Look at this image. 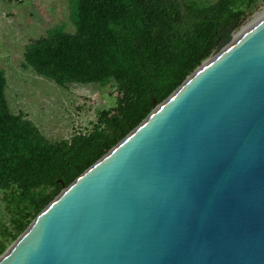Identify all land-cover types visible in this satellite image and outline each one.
Listing matches in <instances>:
<instances>
[{"label": "water", "instance_id": "water-1", "mask_svg": "<svg viewBox=\"0 0 264 264\" xmlns=\"http://www.w3.org/2000/svg\"><path fill=\"white\" fill-rule=\"evenodd\" d=\"M234 27L0 264H264V15Z\"/></svg>", "mask_w": 264, "mask_h": 264}, {"label": "trees", "instance_id": "trees-1", "mask_svg": "<svg viewBox=\"0 0 264 264\" xmlns=\"http://www.w3.org/2000/svg\"><path fill=\"white\" fill-rule=\"evenodd\" d=\"M255 0H70L60 26L24 46L22 65L57 86H108L113 106L67 139H46L11 113L0 69V254L86 167L136 126L206 59L215 33L235 27Z\"/></svg>", "mask_w": 264, "mask_h": 264}, {"label": "rangeland", "instance_id": "rangeland-1", "mask_svg": "<svg viewBox=\"0 0 264 264\" xmlns=\"http://www.w3.org/2000/svg\"><path fill=\"white\" fill-rule=\"evenodd\" d=\"M195 1L206 5L213 0ZM69 10L70 0H0V69L7 105L11 113L21 112L49 140L67 139L76 131L89 129L98 111L113 106L114 100L108 86L61 87L23 67V49L30 41L56 26L73 32ZM261 12L264 0H255L232 33L247 27ZM5 216L0 191V220Z\"/></svg>", "mask_w": 264, "mask_h": 264}, {"label": "bare ground", "instance_id": "bare-ground-1", "mask_svg": "<svg viewBox=\"0 0 264 264\" xmlns=\"http://www.w3.org/2000/svg\"><path fill=\"white\" fill-rule=\"evenodd\" d=\"M263 15H264V12L257 14L254 21H252L247 27H249L253 22H255L258 18L262 17ZM247 27L242 28V30H245Z\"/></svg>", "mask_w": 264, "mask_h": 264}]
</instances>
